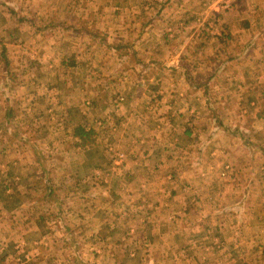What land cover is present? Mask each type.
Listing matches in <instances>:
<instances>
[{
  "label": "crops",
  "instance_id": "1",
  "mask_svg": "<svg viewBox=\"0 0 264 264\" xmlns=\"http://www.w3.org/2000/svg\"><path fill=\"white\" fill-rule=\"evenodd\" d=\"M138 1L0 0V264H210L264 230V0Z\"/></svg>",
  "mask_w": 264,
  "mask_h": 264
},
{
  "label": "rangeland",
  "instance_id": "2",
  "mask_svg": "<svg viewBox=\"0 0 264 264\" xmlns=\"http://www.w3.org/2000/svg\"><path fill=\"white\" fill-rule=\"evenodd\" d=\"M116 2H122L125 5H132V7L138 6V0H115ZM136 9V8H135ZM24 41L23 40H19L18 42H16L17 45H19L18 51L16 53H21L22 52V47ZM9 48H5L3 46L0 45V53L2 54L3 57V62H5L6 56L8 59H11V54L12 57H16V53L13 51V49H11L10 46H8ZM3 48V49H2ZM76 62V60H74ZM55 64H60V62L57 61H53ZM4 65L8 68H17V69H23V70H30V69H34V70H39L40 69V62H38L37 60L29 59L28 61L23 60V61H18L16 64L13 62V60L9 61V64L4 63ZM60 66V65H59ZM60 69H62V66H60ZM61 80H64L63 78H61ZM64 95V97H66V94H62ZM45 112H48V110H44ZM22 112V111H20ZM37 113V112H36ZM38 116V115H36ZM47 116L50 118L51 116L53 118L59 119L61 117V112L57 111V110H52L51 112L47 113ZM89 141V140H88ZM104 144H99L98 147H96V150H98L97 156H99L97 158V161L99 163H101L102 165H106L107 167H109V165L111 164L108 159H113V161L117 162V163H113L112 167H118L120 164V162L122 161L123 155H121L122 153H120L119 151H115L112 152L111 148L107 149L110 153L107 155L105 148H103ZM105 153V154H104ZM112 153V154H111ZM99 154V155H98ZM104 177H106V179L112 180L114 181V184H118L121 182V180H118V176L116 177H112L111 175L107 176L106 173L102 172L101 173ZM226 172H223L222 174L218 176L219 178H223V176H225ZM101 175V176H102ZM57 177L62 176V174H56ZM70 177L69 179H72L70 174H65L63 175V177ZM90 177V175H88ZM86 176V177H88ZM101 179V177H100ZM117 196V194H115ZM213 210V208H212ZM264 227V226H263ZM243 246L241 247L243 252L237 255H240L235 257L234 254H229L227 256H224V254H220V253H216L215 251L211 252V254H208L207 256H209L210 259V264H222L219 262V259H227L230 258V260L236 261V263L234 264H264V230L260 229L259 232L256 235L247 237L244 242H242ZM201 254H197L198 257L202 258V256H200ZM225 258H224V257ZM215 260H218L217 263H215ZM230 260H228V262H230ZM203 260H198L196 264H202ZM232 262V261H231ZM208 262H206L207 264ZM233 264V263H232Z\"/></svg>",
  "mask_w": 264,
  "mask_h": 264
},
{
  "label": "trees",
  "instance_id": "3",
  "mask_svg": "<svg viewBox=\"0 0 264 264\" xmlns=\"http://www.w3.org/2000/svg\"><path fill=\"white\" fill-rule=\"evenodd\" d=\"M263 254H264V251H263Z\"/></svg>",
  "mask_w": 264,
  "mask_h": 264
}]
</instances>
